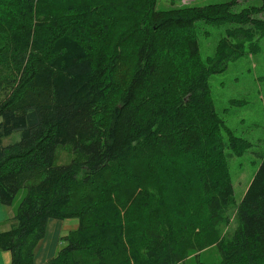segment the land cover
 <instances>
[{"label":"trees","instance_id":"obj_1","mask_svg":"<svg viewBox=\"0 0 264 264\" xmlns=\"http://www.w3.org/2000/svg\"><path fill=\"white\" fill-rule=\"evenodd\" d=\"M237 2L162 11L156 0H0L9 264H35L48 222L71 218L77 226L43 264H207L213 248L210 264H264V156L236 203L225 135L236 152L251 143L229 132L210 97L209 78L264 38V0L239 11ZM198 22L229 28L184 76Z\"/></svg>","mask_w":264,"mask_h":264},{"label":"rangeland","instance_id":"obj_2","mask_svg":"<svg viewBox=\"0 0 264 264\" xmlns=\"http://www.w3.org/2000/svg\"><path fill=\"white\" fill-rule=\"evenodd\" d=\"M227 1L230 0H156L155 8L162 11H182L188 8ZM260 3L261 0H238L234 10L239 11ZM228 28L227 25L197 23L192 34L198 40L199 53L196 59L187 61L188 66L183 68L184 76H187L188 73L192 74L196 69L205 66L222 44ZM187 32H179L176 35L177 39H179L178 42H183ZM101 49L104 54L105 52H112L110 45L101 47ZM178 72L179 69L176 70V74ZM125 74L126 72L121 68L118 74L119 77L124 78ZM209 85L211 100L224 126L234 136L239 139L243 138L251 143V148L248 150L236 152L230 149V137L224 134L226 136L224 142L225 159L229 166L230 177L234 187L235 202L238 203L258 165L261 163V157L264 156V38L255 39L247 43L245 45V53L237 60L231 61L223 72L212 75L209 78ZM19 138V133L15 132L11 136L4 138L2 144H11L19 140ZM70 158L71 154L68 148L62 147L58 149V163H66ZM13 211L12 206H5L0 203V231H5L10 227ZM58 221V223H62V226L57 228L58 235L55 237V242L52 246L55 253L64 245L63 236L71 229H74L78 222L77 218ZM235 224L233 219L228 227V232L235 227ZM51 236L52 234L49 231V242H51ZM0 252L6 254L4 255L6 256V261L1 258L0 264H9L10 253L7 251ZM202 259L207 264L216 263L219 260L216 249L213 248ZM176 264H195V261L192 259Z\"/></svg>","mask_w":264,"mask_h":264},{"label":"crops","instance_id":"obj_3","mask_svg":"<svg viewBox=\"0 0 264 264\" xmlns=\"http://www.w3.org/2000/svg\"><path fill=\"white\" fill-rule=\"evenodd\" d=\"M57 221L58 220H50V222H48L45 239L41 241L39 247L37 248L36 254H35V264H43L56 254L52 246H53V243L55 242V237H57L58 235L57 228L62 226V223H58L59 221L58 222ZM49 231L52 234V236L50 237L51 242H49V238H48ZM4 255L6 254L0 252V259L2 258L3 260L6 261V256Z\"/></svg>","mask_w":264,"mask_h":264}]
</instances>
